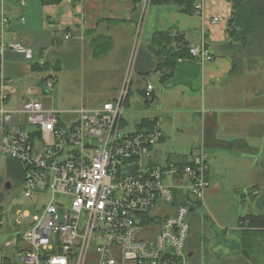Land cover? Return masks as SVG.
Masks as SVG:
<instances>
[{"label":"crops","instance_id":"1","mask_svg":"<svg viewBox=\"0 0 264 264\" xmlns=\"http://www.w3.org/2000/svg\"><path fill=\"white\" fill-rule=\"evenodd\" d=\"M194 4L201 5L200 14L182 12L176 3H150L143 11L134 0H62L54 4L0 0V76L13 80L16 87L9 102L17 101L10 106L17 107L24 98L34 96L46 107L55 108L51 94L41 88L42 76L33 71L35 62H53L56 48L68 42L110 37L113 47L107 64L99 59L87 62H99L102 69L108 66L106 70L119 79L121 87L138 39L143 54H139L134 69L142 79L152 74L157 80L156 84H142L138 90L142 93L152 84L158 105L155 114L142 119L161 120L164 138L160 146L167 155L164 162H189L198 148L208 156L210 185L198 198L201 244L188 249L191 260L246 264L240 217L264 213L255 211L264 202V48L252 46L249 51L228 35L234 13L230 0H195ZM156 31L184 32L190 46L205 44L214 58H181L174 74L161 82L160 73L146 74L158 62L148 48ZM67 33L69 38L65 37ZM12 41L30 47L36 54L34 61L3 47L2 42ZM118 92L105 93L106 100L115 98ZM6 103L8 107V100ZM2 137L0 128V160ZM162 149L153 148L152 161L164 163L156 158ZM26 212L31 217V212ZM7 225L0 221V229L5 232L0 261L19 264L28 246L20 234L8 239ZM17 252L21 254L18 263L12 257Z\"/></svg>","mask_w":264,"mask_h":264},{"label":"built area","instance_id":"2","mask_svg":"<svg viewBox=\"0 0 264 264\" xmlns=\"http://www.w3.org/2000/svg\"><path fill=\"white\" fill-rule=\"evenodd\" d=\"M140 1L143 11L151 3ZM2 45L36 57L21 41ZM190 55L214 58L205 44L191 45ZM130 83L126 76L113 99L59 110L34 96L7 107L16 87L0 76L2 152L22 163L24 196L42 209L21 233L28 249L19 264H205L191 260L187 217L210 185L208 156L198 148L186 163L152 161L164 138L161 120L122 130ZM54 86L49 76L41 88L49 94ZM153 93L148 84L145 98ZM159 200L174 210L155 212ZM18 216L21 223L29 213Z\"/></svg>","mask_w":264,"mask_h":264},{"label":"rangeland","instance_id":"3","mask_svg":"<svg viewBox=\"0 0 264 264\" xmlns=\"http://www.w3.org/2000/svg\"><path fill=\"white\" fill-rule=\"evenodd\" d=\"M91 41L80 40L75 42H68L66 45H62L55 50L56 57H53L52 63L59 60L61 70L54 74L55 86L50 92L52 96V103L56 109H67V108H77L82 103H86L90 106L97 105L102 101L106 100L105 93L120 90L121 87L118 86V80H115L105 67L102 69V64L99 62H93L90 64L87 59H99L101 63L107 64V61L111 58L108 53L100 55L99 57L94 56L91 46ZM264 48V47H263ZM143 54V50L139 49V40H136L135 50L129 62V67L127 68L126 75L131 78V83L129 86V96L125 104L123 111V118L126 121L123 125L122 130L124 132H131L137 128V123L143 117H150L155 114L157 110V99H154L150 103L146 102L144 96L138 91L142 88L146 82L150 81L153 84L157 83L154 75L149 74L145 78H141L138 72L135 71V63L138 56ZM57 62V61H56ZM92 63V62H91ZM94 67H96L94 70ZM98 78V79H97ZM97 79V80H96ZM116 86V87H113ZM90 97V100L86 101ZM15 99V98H13ZM17 100L8 102V104H15ZM19 101V100H18ZM62 118H67L68 115L62 114ZM24 121V120H22ZM156 149H162L160 142L155 146ZM152 154V153H151ZM153 155V154H152ZM166 150L162 149V154L156 156L158 160L164 162L166 160ZM9 156L5 153L2 154L0 160V179H2L3 190L5 192L4 201L2 207H0V214L4 215L2 220L4 224L8 222V239L11 236L23 233L27 227L41 215V207L35 206L33 199L24 196V180L20 178L19 180L14 179L10 176L9 169H7V160ZM11 179V180H10ZM9 182L10 187L6 188L5 184ZM263 201L259 203V209L255 211L258 213L264 212ZM162 206L168 209V211L174 210L170 208L162 201H158L157 208L155 212H158ZM262 208V209H261ZM30 211L31 217L21 220L18 222V213L20 211ZM202 218V211L199 207L192 210L187 217V223L190 226L189 239L187 241V249L195 247L196 244H201V229L200 221ZM5 232L3 228L0 229V245L3 243V236ZM13 260L18 263L21 258V254L18 252L12 256ZM248 264V263H246Z\"/></svg>","mask_w":264,"mask_h":264},{"label":"trees","instance_id":"4","mask_svg":"<svg viewBox=\"0 0 264 264\" xmlns=\"http://www.w3.org/2000/svg\"><path fill=\"white\" fill-rule=\"evenodd\" d=\"M43 3H59L62 0H42ZM233 4L234 13L228 27V35L234 41H239L250 51L253 47H262L264 41V0H230ZM141 4L140 0H134ZM152 4L176 3L180 10L185 13H195V0H151ZM94 56L108 53L113 47L110 37H96L90 43ZM149 50L158 58L154 68L148 71L160 73V81L170 78L175 71L177 61L181 58L191 57L190 43L186 35L181 31H156L148 45ZM61 68L59 62H35L33 71L42 76V82L49 76H54L53 70ZM145 97V90L141 91ZM154 100V95L146 99L147 103ZM153 120L144 118L138 122V129L151 127ZM7 169L14 179L23 180L26 177V170L22 163L9 158ZM11 180V179H10ZM2 179H0V207L4 201ZM196 207H199L197 204ZM240 224L243 227V251L242 257L248 264H264V213H250L240 217ZM21 237V234L19 235Z\"/></svg>","mask_w":264,"mask_h":264},{"label":"water","instance_id":"5","mask_svg":"<svg viewBox=\"0 0 264 264\" xmlns=\"http://www.w3.org/2000/svg\"><path fill=\"white\" fill-rule=\"evenodd\" d=\"M5 187H6V188L10 187V183L7 182V183L5 184ZM191 210H193V208H191Z\"/></svg>","mask_w":264,"mask_h":264}]
</instances>
